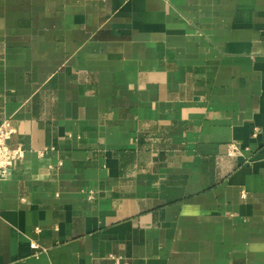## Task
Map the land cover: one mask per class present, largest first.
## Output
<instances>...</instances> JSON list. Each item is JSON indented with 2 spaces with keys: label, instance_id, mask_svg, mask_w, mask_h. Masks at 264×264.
Returning <instances> with one entry per match:
<instances>
[{
  "label": "crops",
  "instance_id": "crops-1",
  "mask_svg": "<svg viewBox=\"0 0 264 264\" xmlns=\"http://www.w3.org/2000/svg\"><path fill=\"white\" fill-rule=\"evenodd\" d=\"M4 118L0 264H264V0H0Z\"/></svg>",
  "mask_w": 264,
  "mask_h": 264
},
{
  "label": "built area",
  "instance_id": "built-area-1",
  "mask_svg": "<svg viewBox=\"0 0 264 264\" xmlns=\"http://www.w3.org/2000/svg\"><path fill=\"white\" fill-rule=\"evenodd\" d=\"M15 133V128L9 118H4L0 123V180L5 179L13 173L15 166L23 159L25 149L21 145L12 146L10 140ZM238 149L230 144L228 155H235ZM244 196V192L242 193ZM34 247L35 245L32 244Z\"/></svg>",
  "mask_w": 264,
  "mask_h": 264
}]
</instances>
